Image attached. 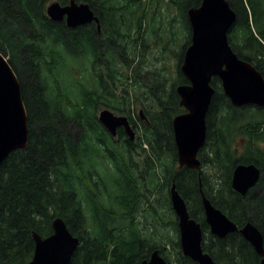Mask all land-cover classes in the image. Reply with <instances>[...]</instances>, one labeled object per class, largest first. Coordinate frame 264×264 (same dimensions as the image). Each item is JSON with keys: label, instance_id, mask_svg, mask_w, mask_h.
<instances>
[{"label": "trees", "instance_id": "obj_1", "mask_svg": "<svg viewBox=\"0 0 264 264\" xmlns=\"http://www.w3.org/2000/svg\"><path fill=\"white\" fill-rule=\"evenodd\" d=\"M51 1L0 0V52L9 53V63L20 80L30 129L27 148L12 153L0 167V264L30 262L35 249L33 233L43 238L52 235V223L57 217L81 241L71 264H141L157 249L172 263L170 256L164 254L165 248L138 229L139 205L148 198L140 201L138 184L129 174H136L137 170L127 164L132 163V152L122 151L110 142L96 114L98 107L104 106L114 113L127 114L131 121L133 114L126 113L124 105L132 92L143 100L153 94L159 102L166 90H170V95L168 101L159 104L162 111L145 113L149 126L143 125V137L152 151L149 181L158 185L157 165L163 168L164 187L175 180L192 218L202 224L204 251L217 263L259 264V256L239 232L225 239L209 234L202 195L239 228L252 223L264 236V109L233 107L223 94L220 81L214 79L216 93L207 115V142L199 155L202 170H175L177 150L172 120L184 112L176 88L188 83L180 71L183 55L178 56L175 82L154 75L137 63L139 57L144 59L148 33L159 38V34L143 26L147 12L152 5L158 11L165 0H74L91 6L100 18L101 32L96 26L69 29L64 22L53 23L46 15ZM201 1L169 0L189 30L185 47L191 38L188 10L198 8ZM227 1L237 13L236 23L228 33L229 44L264 77V0ZM59 2L67 5L70 0ZM134 28L138 30L134 32ZM87 43L91 46L88 49ZM24 52L31 57L24 65L29 72L26 80L19 68V53ZM83 53H89L94 69L104 68L98 81L104 91L92 95L87 89L75 87L84 102H74L68 93L73 86L65 88L55 76V55L67 64L69 54L80 57ZM143 70L146 73L142 76ZM103 78L121 82L132 91L123 88L116 96ZM167 83L169 87L163 89ZM249 108H255L254 122L244 120ZM74 126H78L75 134ZM238 137H244L241 151L234 145ZM129 145L135 147L130 142ZM107 151L112 153L106 154ZM104 158L111 164L104 163ZM239 164H255L261 170L259 183L245 197L232 188V175ZM209 167L218 176L211 174ZM110 168L111 179L119 177L114 181L115 187L106 184L107 173L103 179L99 173ZM123 180L125 186H121ZM102 187L106 188L104 192ZM150 205L155 216L157 211ZM174 225L178 232L177 223ZM173 250L176 264H196L183 256L179 241Z\"/></svg>", "mask_w": 264, "mask_h": 264}, {"label": "water", "instance_id": "obj_2", "mask_svg": "<svg viewBox=\"0 0 264 264\" xmlns=\"http://www.w3.org/2000/svg\"><path fill=\"white\" fill-rule=\"evenodd\" d=\"M48 18L65 22L76 29L100 20L87 3L71 0L68 5L54 2L47 8ZM237 14L227 0H202L200 7L189 10L192 28L191 45L187 48L181 66L182 74L189 85L177 87L180 104L187 111L173 120L174 140L180 168L199 170V152L206 144V118L215 94L211 82L221 80L222 88L232 105L242 108L254 105L264 108V78L250 63L240 59L228 41V32L234 26ZM143 114V113H141ZM100 123L113 135L124 127L130 141L136 138L126 117L116 116L109 110L101 111ZM29 144L28 113L22 98L21 83L7 59L0 53V167L15 151L26 149ZM260 169L253 165H238L232 177L234 191L245 197L259 182ZM171 204L178 220L180 246L185 257L197 264H218L202 247L203 230L188 210L187 204L173 183L170 192ZM205 221L210 233L225 239L239 232L264 264V236L252 223L242 228L233 222L211 201L203 197ZM53 234L42 238L33 233L35 251L28 264H71L72 257L80 246L66 222L58 217L52 223ZM141 264H169L159 250Z\"/></svg>", "mask_w": 264, "mask_h": 264}, {"label": "rangeland", "instance_id": "obj_3", "mask_svg": "<svg viewBox=\"0 0 264 264\" xmlns=\"http://www.w3.org/2000/svg\"><path fill=\"white\" fill-rule=\"evenodd\" d=\"M53 2H59V0H52L48 3L49 6ZM146 2V0H145ZM144 11H147L145 9ZM183 18H179L178 10L175 6L170 5L169 0H165L164 4L161 9L157 11V9L152 5L151 9L147 12V17L143 22V26H148L150 31L156 32L159 34V38H155L154 34L151 32L148 33V46L143 50L144 59L143 57H139L137 63H141V67L144 70H149L154 75H160L162 78H167L172 81H176L177 77V70L179 64L178 56L183 55L184 47L187 43V39L189 36V30L185 23L183 22ZM138 29L134 28L133 31L136 32ZM190 37V36H189ZM99 43V39H98ZM59 47V46H57ZM90 44L87 43V49L90 48ZM139 48V46H138ZM47 53V51H46ZM20 54V70L23 75V78L26 80L29 72L24 69V65L27 64V60H30V55L26 52L19 53ZM4 55V54H3ZM7 55V56H5ZM4 56L6 59H10L9 53L5 54ZM49 58V56H45ZM127 58V57H126ZM67 64H65L59 56L55 55L54 64L56 67L53 71L55 73L56 78L62 82L65 88H69L73 86L72 89L69 90V94L71 95L70 98L74 99V102H84V98L82 94H78V89H87L86 91L89 93L97 95L100 92L104 91L102 87H100L98 81H100V71L104 70V68L97 66L96 69L93 68V65L89 58V53H83L80 57L68 55ZM42 65L44 69L47 71L46 62L43 61ZM127 69V68H126ZM143 70L142 76L145 75V71ZM105 77V73H102ZM156 76H153L152 80H154ZM104 81H108V78H103ZM188 82V81H187ZM189 84L186 83L184 85ZM156 84H148L149 87H154ZM170 83H167L163 89H167ZM76 87V88H75ZM106 87L108 89L115 90L114 93L116 96L120 95L123 88L127 91H132L130 87H126L121 82H111L110 80L107 82ZM72 91V92H71ZM170 90H166L162 93L160 101L158 102L157 98L154 97L152 94L148 97L147 100L139 99L137 95H134L132 92V97L125 103L124 111L126 113H132V117L141 125V122L138 120L139 112L142 110L144 113L154 112L157 114L158 112L162 111L159 104L164 103V101L169 100ZM97 97V96H96ZM108 109L114 113L111 108H106L104 106H99L97 110V118L101 111ZM183 110V108H182ZM142 112V113H143ZM186 110L184 109L185 113ZM247 115L244 117L248 122H254L252 114L255 112V108L247 109ZM116 113V112H115ZM182 113V114H183ZM118 115H125L123 113H116ZM175 117H173L174 119ZM173 122V120H172ZM78 126L73 127L74 134L77 132L76 128ZM247 137V136H245ZM237 143L235 148L238 151H241L244 143V137H238ZM263 146V145H262ZM148 150V149H146ZM132 152V163L128 162V166L132 169L136 167V174H132L129 172L130 176L134 179L135 183L137 182L139 191L142 194L140 201L145 200V196L148 198L146 203L141 202L139 205V213L137 214L136 222L138 229L147 236H153L155 241L159 243L162 247L165 248L164 254L170 256V261L172 264L175 263V252L173 250V246L175 242L179 241V234L175 231L174 222L177 223V219L173 209L171 208L169 199V190L170 186L164 187V179L162 177L163 168H159L158 165L156 166L155 170L160 177L158 179V185H154L149 181V176L151 170L149 169L150 159L149 154H152V151H142L139 148H134L131 150ZM104 163L111 164V161L104 158ZM114 161V160H113ZM135 166V167H134ZM174 169L177 170L178 163L174 165ZM99 170V169H98ZM112 168L108 171L106 170H99L101 179L106 173L109 175L106 184L109 186L115 187V182L119 177L114 178V181L111 179ZM208 170L211 174L218 176L215 174L214 171L209 167ZM123 171L121 170V173ZM162 172V173H161ZM120 173V174H121ZM99 185V184H98ZM121 186H125L124 180L121 183ZM162 191H160V189ZM106 188L102 187V192H104ZM153 208L156 209L157 214L154 216L151 211V205Z\"/></svg>", "mask_w": 264, "mask_h": 264}, {"label": "flooded vegetation", "instance_id": "obj_4", "mask_svg": "<svg viewBox=\"0 0 264 264\" xmlns=\"http://www.w3.org/2000/svg\"><path fill=\"white\" fill-rule=\"evenodd\" d=\"M123 133H124V135H125V132H124V130H121ZM126 140L125 139H122V140H120L119 141V146L122 148V147H124V148H126ZM123 149V148H122Z\"/></svg>", "mask_w": 264, "mask_h": 264}]
</instances>
